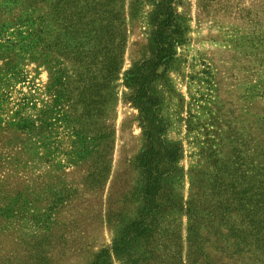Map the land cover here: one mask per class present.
I'll list each match as a JSON object with an SVG mask.
<instances>
[{"label":"rangeland","instance_id":"1","mask_svg":"<svg viewBox=\"0 0 264 264\" xmlns=\"http://www.w3.org/2000/svg\"><path fill=\"white\" fill-rule=\"evenodd\" d=\"M26 3L0 0V43ZM66 3L39 6L53 14L50 53L0 48V264H93L102 253V264H180L193 212L211 264H261L254 238L246 246L231 229L264 181V0H175L180 43L167 68L145 70L146 110L131 75L154 59L157 1L104 0L100 24L118 47L106 76L100 52L73 60ZM143 214L154 237L116 251Z\"/></svg>","mask_w":264,"mask_h":264},{"label":"trees","instance_id":"2","mask_svg":"<svg viewBox=\"0 0 264 264\" xmlns=\"http://www.w3.org/2000/svg\"><path fill=\"white\" fill-rule=\"evenodd\" d=\"M27 2L25 6L26 11L24 15L19 17L20 29L17 31H12L10 29L4 30L2 36L4 38V42L0 43V48L15 50L18 49L21 53L30 54L35 49H37L41 44L45 45L42 49L43 51L51 52L53 45L50 41V38L53 35V18L50 19L52 11H48V15L45 16L41 12L40 4H44L47 0H5L7 3H12L13 5H19L20 3ZM157 7V36L155 39L156 51L155 56L152 61L145 62L141 68H139L135 75H131L134 77L135 82L138 86L139 95L137 96V103L146 110L152 106L151 98L147 92V81L148 76L146 75V69H157L161 66L165 68L168 67V63L173 59L175 55V44L180 43V39H178L179 27L176 22V16L174 11V1L175 0H155ZM71 3L75 4V12H72L69 16L70 20L68 21L67 12L70 10V7L61 9L63 12V21L65 22L66 29L71 28L72 32L75 33L74 39H78L75 43V47L73 50V60L75 62L80 61L81 59L90 58V55L97 54L100 52L102 54L105 62L103 63V74L111 75L113 72V66L115 62V57L112 54V48L114 50H118L117 46L112 47L110 40L111 35L105 33L104 28L100 23H106L102 17L106 15V4L104 0H67L66 6H69ZM84 3L85 7L80 4ZM65 6V4H64ZM53 9V8H52ZM86 11L85 14L88 16V23L86 26H89V32H86V35L81 37L80 32L77 29V25H81L80 21L82 18L83 11ZM54 11V9H53ZM53 17V14H52ZM99 26H96L98 25ZM97 27V28H95ZM5 29V28H4ZM109 30V29H108ZM3 31V30H2ZM107 32V29L105 30ZM84 32L81 33V35ZM86 39L88 42L94 41L95 45L90 47L85 52V43H81L80 40ZM94 38V40H93ZM121 43H124L121 40ZM48 56V55H47ZM116 58L118 55L116 54ZM117 60V59H116ZM148 65V68H146ZM79 77V76H78ZM81 77V75H80ZM85 83L83 81L79 84L81 91L85 89ZM148 185H147V195H151L152 197H156L159 191L155 190L156 187L154 185L157 183V177L153 175V173H148ZM153 184V185H152ZM258 199L254 200V197L245 199L246 202L241 205L247 210V214L243 215V219L240 221V226L238 229H234V232L231 229L232 236H235L236 233H239L240 236L237 235V239H240L242 243L246 246L250 245L248 242L251 238H254L255 242L253 245L259 250H261L264 254V181L262 182V187L259 190ZM257 203V204H255ZM146 212V209L143 210V213ZM150 212H153L150 211ZM200 216L197 212H193L191 220L193 223L191 224V249L187 255V259H182L180 256V264H211L209 261V252L206 253L205 250V241L204 236L200 237ZM148 217L146 218L143 214L140 220L134 222L131 226L128 227L125 236H123L122 241L118 244L116 251H122L132 244L135 245L139 240L143 238H149L148 241L154 237V229L153 225L148 223ZM227 227V224H226ZM222 229L224 227L222 226ZM226 229V228H225ZM230 230V229H228ZM129 233V234H128ZM131 233V234H130ZM231 236V234H229ZM214 236H217L216 241L223 236L220 230H217ZM215 241V242H216ZM241 243V244H242ZM107 253H102L97 257V260L93 264H102V259L105 257ZM139 255L140 258H145V253L143 251H138L131 257H135ZM264 256V255H263ZM259 259V258H258ZM149 261V259H148ZM261 264H264V258L259 259ZM130 264H136L135 261H131ZM215 264V263H213Z\"/></svg>","mask_w":264,"mask_h":264}]
</instances>
